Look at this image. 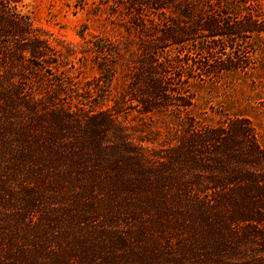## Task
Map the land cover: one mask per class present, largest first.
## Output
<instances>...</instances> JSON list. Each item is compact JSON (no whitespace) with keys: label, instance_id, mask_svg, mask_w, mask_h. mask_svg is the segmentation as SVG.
<instances>
[{"label":"trees","instance_id":"1","mask_svg":"<svg viewBox=\"0 0 264 264\" xmlns=\"http://www.w3.org/2000/svg\"><path fill=\"white\" fill-rule=\"evenodd\" d=\"M94 3L121 39L60 48L0 0V264H264V145L243 114L191 113L196 88L261 78L264 0Z\"/></svg>","mask_w":264,"mask_h":264},{"label":"rangeland","instance_id":"2","mask_svg":"<svg viewBox=\"0 0 264 264\" xmlns=\"http://www.w3.org/2000/svg\"><path fill=\"white\" fill-rule=\"evenodd\" d=\"M23 10L32 20L34 28L48 37L52 44L63 48L68 44L80 48L82 41L92 39L94 36L120 38L123 31L117 19L107 13L104 6L94 7V0H22ZM81 53L76 52L70 60L74 67L68 65V73L73 82L79 86L96 77V70L90 66L89 61L81 59L79 66L77 58ZM261 78L252 88L248 84L240 85L233 76L223 78L222 85L215 84L210 87L197 89V97L191 109L192 114L198 115L205 111L212 119L216 112L230 114H243L254 125L259 141L264 145V67L260 73ZM117 90V89H116ZM112 94L116 91L112 90ZM106 101L103 106H109ZM117 118L131 128L134 138H150L152 130H159L156 142L166 136L168 118L160 115H139L133 110L126 109L117 115ZM150 147L151 143L142 142Z\"/></svg>","mask_w":264,"mask_h":264}]
</instances>
